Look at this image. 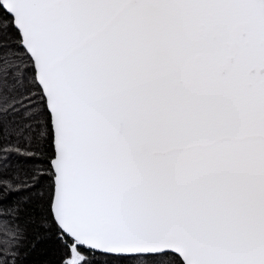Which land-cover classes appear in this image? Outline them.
<instances>
[{"label": "snow or ice", "instance_id": "6c2138e0", "mask_svg": "<svg viewBox=\"0 0 264 264\" xmlns=\"http://www.w3.org/2000/svg\"><path fill=\"white\" fill-rule=\"evenodd\" d=\"M0 264H264V0H0Z\"/></svg>", "mask_w": 264, "mask_h": 264}]
</instances>
